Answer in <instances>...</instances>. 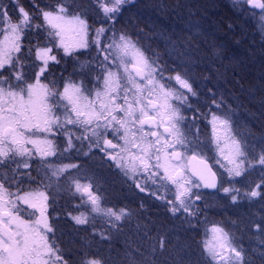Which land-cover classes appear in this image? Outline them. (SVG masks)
Returning a JSON list of instances; mask_svg holds the SVG:
<instances>
[{
    "label": "rangeland",
    "instance_id": "1",
    "mask_svg": "<svg viewBox=\"0 0 264 264\" xmlns=\"http://www.w3.org/2000/svg\"><path fill=\"white\" fill-rule=\"evenodd\" d=\"M100 1L106 15L116 0ZM249 2L225 1L238 12ZM245 13L264 30V12ZM28 20L0 0V264L16 255L23 264H103L96 250L71 258L72 245L80 252L100 247L97 241H132L135 230L147 232L143 206L175 219L178 231L185 218L202 221L205 256L243 264L241 238L209 212L215 204L243 215L248 202L264 209V181L252 178L264 167V153L255 156L263 131L248 139L246 115L236 106L204 112L193 82L164 70L133 34L89 26L64 7L43 10L45 40L31 62L23 43ZM191 155L210 163L216 193L190 173ZM13 162L15 191L2 183ZM149 235L138 245L151 241L160 251L165 238Z\"/></svg>",
    "mask_w": 264,
    "mask_h": 264
},
{
    "label": "trees",
    "instance_id": "2",
    "mask_svg": "<svg viewBox=\"0 0 264 264\" xmlns=\"http://www.w3.org/2000/svg\"><path fill=\"white\" fill-rule=\"evenodd\" d=\"M2 1L10 14L20 8L31 18L25 30L30 35L23 41L27 47L25 56L31 62L35 46L45 40L43 10L55 12L58 7H64L69 15L83 18L89 26L92 23L91 26L109 28L110 25L109 31L113 33L119 29L133 34L143 50L164 70L172 74L180 72L193 82L196 92L205 100L204 112L211 107L213 110L214 107L234 110L236 106L246 115L243 119H246L248 139L254 141L261 138L262 131L264 133V30L259 29L258 24H249L245 12L254 14L252 7L245 6V11L238 12L232 4L225 3L226 0H116L111 11L104 15L100 0ZM108 17L110 24L106 21ZM261 27L264 28V24ZM28 66L25 70L31 71V65ZM235 80L241 84L236 85ZM256 90L259 92L254 94L255 98L244 102V98L251 97ZM255 149L257 160L259 154L264 153V139L261 151L259 147ZM8 169L9 174L6 172L2 183L15 191L20 173L16 171L15 162L10 163ZM252 178L264 181V167L255 169ZM256 203L244 204L251 207L243 215L235 207L219 209L215 204L209 212L213 219L241 238L245 252L243 264H264V209L257 210ZM156 209L143 206L147 232L135 230L132 241L124 238V243L97 241L100 247L93 246V249L85 248L80 252V247L72 245L70 257L84 256L89 250H96L103 264H213L198 245L200 234L204 232L202 221L196 220L194 224L185 218L178 231L175 219ZM137 210L138 207H132L134 214ZM148 232L151 240L156 233H159V239L165 238L160 251L151 241L144 246L138 245Z\"/></svg>",
    "mask_w": 264,
    "mask_h": 264
},
{
    "label": "water",
    "instance_id": "3",
    "mask_svg": "<svg viewBox=\"0 0 264 264\" xmlns=\"http://www.w3.org/2000/svg\"><path fill=\"white\" fill-rule=\"evenodd\" d=\"M255 1L253 0L252 3ZM138 76L141 71L134 69ZM189 170L192 176L197 178L203 185V189L209 193H216L219 187V179L208 161L202 160L195 155L189 158Z\"/></svg>",
    "mask_w": 264,
    "mask_h": 264
},
{
    "label": "flooded vegetation",
    "instance_id": "4",
    "mask_svg": "<svg viewBox=\"0 0 264 264\" xmlns=\"http://www.w3.org/2000/svg\"><path fill=\"white\" fill-rule=\"evenodd\" d=\"M252 1L253 0H250V2H249V5H250V7H252L253 9H255L257 12H259V13H262V12H264V0H254L255 2L254 3H252ZM10 132V130H7V134ZM106 146H109L110 147V144H106ZM13 211H15V212H20V211H29V209H25V208H14L13 209ZM30 212V211H29ZM37 211L36 210H34V213H36ZM2 215L3 216H7L6 214H4V213H2ZM14 260L15 261H18V263L17 262H15V261H13V262H11V264H23L24 262H22L21 261V258H20V256L19 255H16L15 257H14Z\"/></svg>",
    "mask_w": 264,
    "mask_h": 264
}]
</instances>
